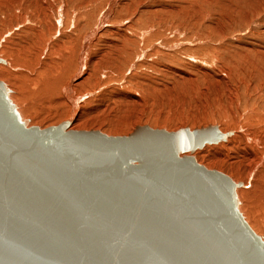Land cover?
Listing matches in <instances>:
<instances>
[{
	"label": "rangeland",
	"instance_id": "obj_1",
	"mask_svg": "<svg viewBox=\"0 0 264 264\" xmlns=\"http://www.w3.org/2000/svg\"><path fill=\"white\" fill-rule=\"evenodd\" d=\"M2 56L15 73L4 69L5 84L33 125L68 120L117 135L217 124L228 139L193 155L243 187L253 165L243 141L264 135V0H0ZM256 181L240 191L239 210L264 240Z\"/></svg>",
	"mask_w": 264,
	"mask_h": 264
},
{
	"label": "water",
	"instance_id": "obj_2",
	"mask_svg": "<svg viewBox=\"0 0 264 264\" xmlns=\"http://www.w3.org/2000/svg\"><path fill=\"white\" fill-rule=\"evenodd\" d=\"M9 92L0 80V264H264L239 183L193 155L230 130L40 127Z\"/></svg>",
	"mask_w": 264,
	"mask_h": 264
},
{
	"label": "bare ground",
	"instance_id": "obj_3",
	"mask_svg": "<svg viewBox=\"0 0 264 264\" xmlns=\"http://www.w3.org/2000/svg\"><path fill=\"white\" fill-rule=\"evenodd\" d=\"M21 55V54H20ZM20 55L19 56H17L20 60H21V58H20ZM16 57V58H17ZM15 58V59H16ZM1 61H0V79H3V81H5V83L6 84H8V85H10L9 84V80L7 79V78H5L2 74L3 73H5L4 72V69H6V70H13V69H11V63L8 61V64L10 65V69L9 68H7V67H5V64L6 65H8L7 64V61H6V59L2 56L1 57ZM23 59H25V58H23ZM18 60V59H17ZM26 60V59H25ZM80 60V59H79ZM24 61V60H23ZM78 61V60H77ZM18 62V61H17ZM81 62V61H80ZM4 63V64H3ZM21 64V63H20ZM79 65H81L80 63H78V66ZM80 67V66H79ZM18 69V68H17ZM44 71L43 70H40V73H39V78L38 79H40V77L41 78H43L44 80V83H43V81H42V83L43 84H46L45 83V80L46 81H48V82H50L49 80H48V78L46 77V76H44L45 74L43 73ZM11 74L12 75H15V73L13 72V71H11ZM66 74V73H65ZM40 80H42V79H40ZM38 82V81H37ZM7 85V86H8ZM12 87V86H11ZM10 89V88H9ZM9 97H10V99L17 105L18 104V94H16V91H15V89H13L12 88V92H9ZM73 107V106H72ZM72 111V114H73V117L76 115V107L74 108L73 107V109L71 110ZM68 112V111H67ZM73 117H70L71 119H73ZM27 118V117H26ZM28 119V118H27ZM70 122V121H69ZM72 122V121H71ZM28 124H35V123H33L32 121H30V122H28ZM71 128H72V126H71ZM262 128L263 127H261V130H262ZM264 131V129L262 130V132ZM112 132H117V131H112ZM232 133V132H231ZM231 133L229 134V135H231ZM229 135H227L226 136V138L224 139V140H226V139H228L227 137L229 136ZM261 135V134H260ZM256 135V136H249L247 139H249V140H247V141H245V139H244V141H243V143H245V145H243L242 144V151L244 152V154H242L243 155V157H244V162H245V160H247L248 161V163L250 162H252L253 163V165L251 166L250 164V167H248L247 168V170H246V173H243L244 174V179H242V181H243V184H242V186L243 187H241L240 186V182H238L239 183V185L238 186H240V187H236V194H237V197H238V195H239V193H240V191L243 189V188H245L249 183H250V180L252 181V178L255 176V177H257L258 178V182L257 183H259V184H263L264 185V135ZM221 141V140H220ZM217 143V142H216ZM218 143H219V141H218ZM212 145H213V143H211ZM221 144V143H220ZM207 145H209V144H206V146ZM212 145H209V146H212ZM216 144H214L213 146H215ZM204 147V146H203ZM204 150V149H203ZM202 151V150H201ZM242 153V152H241ZM240 153V154H241ZM233 155H235V154H233ZM236 157V156H235ZM240 159V158H239ZM242 161V160H241ZM244 162H243V164H244ZM219 164H217V166H218ZM245 165H248V164H245ZM244 165V166H245ZM215 168V167H214ZM219 169H221V167L219 168ZM237 169V168H236ZM239 169V168H238ZM238 169H237V171H238ZM222 171V170H221ZM244 172V171H243ZM236 173V172H235ZM235 173H234V175H235ZM237 177H239L238 175H236V178ZM233 179V178H232ZM239 180V179H238ZM235 182H237V181H235ZM253 184V183H252ZM263 187V186H262ZM260 191H264V190H260ZM264 194V193H263ZM239 204V203H238ZM239 209H241V211H242V209H243V205H242V203L240 202V204H239ZM243 214V213H242ZM244 215V214H243ZM248 220V224H249V226L257 233L258 231L260 232L261 231V228H260V225L257 223V222H252L253 220H249V219H247ZM258 232V233H259Z\"/></svg>",
	"mask_w": 264,
	"mask_h": 264
}]
</instances>
